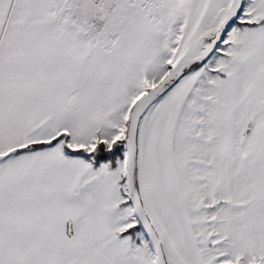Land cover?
<instances>
[{
	"label": "snow or ice",
	"instance_id": "6c2138e0",
	"mask_svg": "<svg viewBox=\"0 0 264 264\" xmlns=\"http://www.w3.org/2000/svg\"><path fill=\"white\" fill-rule=\"evenodd\" d=\"M0 264H264V0H0Z\"/></svg>",
	"mask_w": 264,
	"mask_h": 264
}]
</instances>
